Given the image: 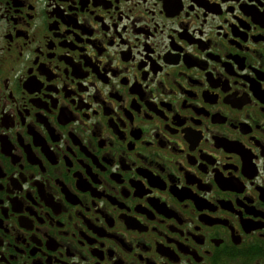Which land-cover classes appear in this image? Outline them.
<instances>
[{
  "label": "flooded vegetation",
  "instance_id": "obj_1",
  "mask_svg": "<svg viewBox=\"0 0 264 264\" xmlns=\"http://www.w3.org/2000/svg\"><path fill=\"white\" fill-rule=\"evenodd\" d=\"M0 264H264V0H0Z\"/></svg>",
  "mask_w": 264,
  "mask_h": 264
}]
</instances>
